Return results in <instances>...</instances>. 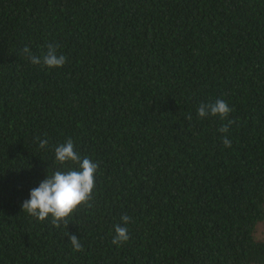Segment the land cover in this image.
<instances>
[{"label":"trees","instance_id":"1","mask_svg":"<svg viewBox=\"0 0 264 264\" xmlns=\"http://www.w3.org/2000/svg\"><path fill=\"white\" fill-rule=\"evenodd\" d=\"M68 139L98 169L57 228L21 206ZM262 221L264 0H0V264H264Z\"/></svg>","mask_w":264,"mask_h":264},{"label":"clouds","instance_id":"2","mask_svg":"<svg viewBox=\"0 0 264 264\" xmlns=\"http://www.w3.org/2000/svg\"><path fill=\"white\" fill-rule=\"evenodd\" d=\"M58 45L48 44L47 51L37 56L31 52L28 46L23 49V54L34 65L43 64L48 68L63 67L67 62V57L58 53ZM232 109L227 102L217 99L215 102L207 104L201 103L197 114L203 118L207 115L219 116L222 119L227 118ZM191 120V115L187 117ZM234 121L229 120L227 124L221 126L218 131L227 133L229 126ZM39 139V138H37ZM231 140L227 136L223 139L225 147H231ZM47 146V140H40V147ZM55 158L60 164L71 162L78 165V170L69 168L66 171L56 170L51 176H48L39 183L38 187L30 190V198L23 201L22 211L27 212L39 221L46 220L51 216V223L55 227H60L63 223L68 226V217L82 204L91 207L89 201L92 200V192L95 188V173L98 164L92 162L89 158H81L75 151L74 143L68 139L65 143L55 148ZM124 225H127L131 217L124 215L121 217ZM70 243L75 251H82L83 245L79 238L74 234L66 233ZM129 231L126 226L116 225L115 235L112 239L114 245H121L129 240Z\"/></svg>","mask_w":264,"mask_h":264},{"label":"rangeland","instance_id":"3","mask_svg":"<svg viewBox=\"0 0 264 264\" xmlns=\"http://www.w3.org/2000/svg\"><path fill=\"white\" fill-rule=\"evenodd\" d=\"M255 236L257 239L264 240V221L258 224Z\"/></svg>","mask_w":264,"mask_h":264}]
</instances>
